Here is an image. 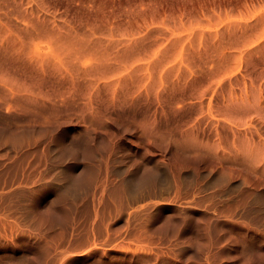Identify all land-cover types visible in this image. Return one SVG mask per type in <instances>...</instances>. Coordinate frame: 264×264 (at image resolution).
Instances as JSON below:
<instances>
[{"label": "rangeland", "instance_id": "obj_1", "mask_svg": "<svg viewBox=\"0 0 264 264\" xmlns=\"http://www.w3.org/2000/svg\"><path fill=\"white\" fill-rule=\"evenodd\" d=\"M0 264H264V0H0Z\"/></svg>", "mask_w": 264, "mask_h": 264}]
</instances>
